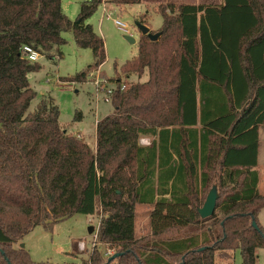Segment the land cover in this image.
Segmentation results:
<instances>
[{"label": "trees", "instance_id": "obj_1", "mask_svg": "<svg viewBox=\"0 0 264 264\" xmlns=\"http://www.w3.org/2000/svg\"><path fill=\"white\" fill-rule=\"evenodd\" d=\"M102 3L84 2L73 22L62 0H0V264H36L15 248L25 236L92 216L98 205V239L119 256L105 260L95 250L81 264H216V253L229 259L237 250L243 264H257L264 249L255 171L264 126V0L160 5L161 37L143 36L138 57L120 68L140 78L148 71L149 80H115L113 112L97 124L94 152L65 131L52 97L30 112L37 94L28 77L41 66L22 49L55 59L72 32L95 61L66 82L86 83L107 60L104 40L86 24ZM143 138L150 143L142 146ZM214 186L217 209L203 220L198 210ZM139 206L153 211L151 233L137 239Z\"/></svg>", "mask_w": 264, "mask_h": 264}, {"label": "rangeland", "instance_id": "obj_2", "mask_svg": "<svg viewBox=\"0 0 264 264\" xmlns=\"http://www.w3.org/2000/svg\"><path fill=\"white\" fill-rule=\"evenodd\" d=\"M159 1L164 6L169 3L215 5L221 2V0ZM84 2L86 0H63L65 15L74 22L78 18L81 5ZM105 2L109 4L106 12L100 6L86 24L91 25L104 40L107 60L100 68L89 73L86 83L66 82L68 78L87 71L95 61L90 49H82L77 46L72 32L63 34L66 44L61 48L62 54L59 51L53 52L55 59H47L42 56L36 62L41 66V70L31 73L28 77L31 87L37 94L31 104L30 112L37 109L45 96H51L60 109V123L65 131L80 139L83 135L87 136L83 140H86L90 146H93L92 137L95 134L96 120L103 119L113 112L111 101H107V99L111 98L109 90H116L115 80L119 78L127 85L145 83L149 80L148 71L141 78L137 75L128 76L120 72V68L127 61H131L139 55V43L143 35L138 24H145L152 33H158L163 26L159 6L151 8L147 16V10L140 5L122 7L113 3V0H105ZM116 20L124 24V30L118 28L115 24ZM126 37L135 39L136 43H130ZM116 69L119 71L118 73H116ZM79 113L82 114V120L76 122L75 117ZM147 141L149 142V139L143 138L140 144L147 145ZM219 192L221 191L219 190ZM260 193L264 195V188L260 190ZM206 198L207 194L204 203ZM152 211V206L137 207V239L151 233L150 215ZM217 213L219 217L222 216L220 211ZM102 219L103 213L98 205L96 213L92 216L75 215L51 227L37 226L15 248L24 247L36 264H81L88 261L95 250L99 251L107 260L110 258L108 257L109 252H112L113 249L101 244L98 239ZM259 219L264 228V211ZM79 243H84L83 250L80 249ZM228 255L229 259H226L219 252L216 253L215 263L243 264L240 250L229 252ZM257 264H264V249L258 250Z\"/></svg>", "mask_w": 264, "mask_h": 264}, {"label": "crops", "instance_id": "obj_3", "mask_svg": "<svg viewBox=\"0 0 264 264\" xmlns=\"http://www.w3.org/2000/svg\"><path fill=\"white\" fill-rule=\"evenodd\" d=\"M223 1L224 0H221V2L219 4H215V5H221V4H223ZM200 4H202V3H198V4L196 3V5H200ZM108 5L109 4L105 3L104 5H101V6L103 8L105 7L106 10H107L108 9V7H107ZM139 5L142 6V7H145V9L147 10V14L146 15L148 16L149 12L151 11V8L160 6L162 4H161V2L159 0H143L142 3L139 4ZM208 5H214V4H208ZM62 8L64 9L63 0H62ZM156 9H158V8H156ZM110 10H111V8H110ZM45 97H47V96H45ZM49 97H51V96H49ZM103 119H97L96 122H95V134L93 135V137L91 136L92 140H93V146H90L85 140V142L91 147V149L94 152H96V149H97V124ZM86 137L87 136L83 135L82 139H85ZM149 143H150V141H149ZM259 144H260V146H259L258 166L255 168V171H257L258 174H259L258 191H259V194H261L260 190L264 188V126L260 127V129H259ZM261 195H263V194H261ZM263 211L264 210H262L261 213L259 214V218L262 215ZM137 234L138 233H137V230H136V237H137Z\"/></svg>", "mask_w": 264, "mask_h": 264}, {"label": "water", "instance_id": "obj_4", "mask_svg": "<svg viewBox=\"0 0 264 264\" xmlns=\"http://www.w3.org/2000/svg\"><path fill=\"white\" fill-rule=\"evenodd\" d=\"M138 28L141 31L143 36H148L151 39V41H153V42L158 41L162 35L161 33L153 34L151 32V30L149 29V27H147L144 24H138ZM126 38L130 43H132V44L136 43L135 39H133L131 37H126ZM219 198H220V195L218 192V188H217V186H214L212 188V190L209 192L203 207H201L198 210L201 219H203V220L209 219L215 214ZM253 226L257 227L256 223H253ZM118 256H119V254H115V256L112 257V259L114 260Z\"/></svg>", "mask_w": 264, "mask_h": 264}, {"label": "built area", "instance_id": "obj_5", "mask_svg": "<svg viewBox=\"0 0 264 264\" xmlns=\"http://www.w3.org/2000/svg\"><path fill=\"white\" fill-rule=\"evenodd\" d=\"M93 0H86L87 3H91ZM106 2L105 0H103V3L102 5H104ZM104 12H106V8L104 7ZM115 24L118 26L119 29H122L124 30V24H122L120 21L116 20L115 21ZM22 53L24 55V57L31 63H36L39 61V59L42 57L40 55L39 52H37L35 49H33L32 47L30 46H25L23 47L22 49ZM124 89V87L122 88V90ZM113 90H109V94H113ZM111 99V98H110ZM107 101H110L109 98L107 99ZM149 144V142L147 141V145ZM79 247L81 250H83L85 248V245L84 243H79ZM113 254H115V250H113L112 252H109V255L108 257H111L113 256Z\"/></svg>", "mask_w": 264, "mask_h": 264}]
</instances>
